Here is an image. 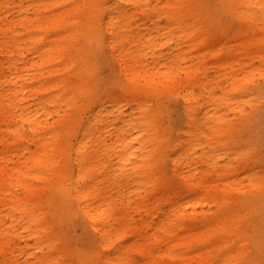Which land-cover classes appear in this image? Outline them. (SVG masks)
<instances>
[{
	"label": "rangeland",
	"instance_id": "1",
	"mask_svg": "<svg viewBox=\"0 0 264 264\" xmlns=\"http://www.w3.org/2000/svg\"><path fill=\"white\" fill-rule=\"evenodd\" d=\"M81 1L0 0V137L5 136L11 144V152H7L0 142V175L12 177L13 181L17 177L20 180L18 185L13 187L8 183L6 189L0 191V220L3 219L0 229L9 223L7 217L13 214L12 230L17 232L10 234L12 230H3L0 235V264H72L79 261L85 252L81 247L84 238L91 236L90 232H84V222L80 220L79 213L70 208V202V205L65 202L60 186L48 187L43 180L35 177L41 171L50 177L52 172L39 163L32 164V159L27 158L40 145V135L30 130L23 117L16 118L26 103H31L32 107L25 109L24 118L33 113L36 102H39L40 112L57 108L53 105L55 101L50 102L49 97L59 90V86L50 87L47 91L44 86L58 79L62 73L47 74L46 69L63 65L71 58L75 59L77 69L73 70L72 84L75 86L80 79L91 82L92 93L89 91L86 97H82L94 101L92 111L102 113L104 124L109 123L111 128L106 142L101 137L95 142L101 144L100 149L104 150L100 151L101 162L94 160L90 170L97 186L108 190L111 197L128 195L132 218L138 221L144 206L135 205V200L143 195L150 196L154 184L152 174L166 176L171 189L179 188L182 192L176 200V211L183 214V223L191 228L185 231L199 232L196 239L185 235V242L193 244L187 252L189 256H195L198 261L199 254L209 252L213 264L222 260L227 264L247 261L257 247L259 226L264 221V155H261V129L258 126V113L264 109V98L259 93L264 85L263 20L243 12L241 4L233 5L230 0H213L215 5L220 6L219 9L203 6L205 0H142V10L121 2L131 10L130 15L115 16L116 29H120V34L115 37L118 42H123L124 47L134 50L132 55L127 56V61L131 62L133 56L140 58L135 65L140 73L134 70V75L128 77L146 84L144 88L147 90L140 98L126 89L133 84L131 81L128 83L125 73L119 71L120 46H111V34L101 27V30L97 29L102 37L100 42L91 39L89 34L94 27L91 29L92 23L88 20L95 12L88 3L84 2V8L76 13L79 21L76 26L80 23L85 25V32L82 31L78 41L80 46L70 38L72 53L69 56L57 54L60 48L52 53L49 61L43 62L48 41L74 27L61 25L54 19L55 15ZM25 8L29 9L23 16L28 14L37 19L31 24L28 18L21 21L20 11ZM98 14L100 23L104 24L107 16L103 10H99ZM10 20L13 22L10 23ZM189 23L192 29L197 28L195 33L183 27ZM11 24L13 29H8ZM26 32H29L27 37ZM147 34L154 40L145 41ZM197 38L200 41L193 43ZM105 52L111 54L107 62V76L104 75L105 65L100 60ZM33 61L35 64L31 63ZM187 65L190 67L187 68ZM156 69H159L158 73L154 72ZM38 72L46 74L36 81ZM16 75H23L30 93L33 92L28 102H21L22 95L16 94L11 85L10 77ZM39 84L43 86L39 88ZM150 84L157 85L156 89ZM186 94L190 95L188 99L184 97ZM145 109L155 110L151 120L160 119L161 131L155 133L150 128L151 120L144 124L146 120L141 118ZM212 109L225 118L221 130L218 134L197 130L196 123L204 116L205 110H209V115ZM53 116L56 117L55 114ZM18 120L25 125L23 130L29 139L11 131ZM122 130L128 138L139 134L142 137L115 155L107 144L115 145L120 140L115 134ZM64 135L68 137L69 130L66 129ZM45 140L51 139L48 137ZM26 145L33 150L28 156L10 158L21 153ZM73 151L67 160L57 157L55 160L57 165L66 164L69 177L75 180L77 172ZM128 152L134 153V157L126 160L130 170L126 174L127 168L118 169L117 166L119 156ZM40 153L47 155L44 150ZM176 157L180 164H174ZM144 158L147 159L146 164L138 167ZM212 163L215 165L212 166ZM133 166L136 169L134 172ZM114 172L116 180L111 177ZM24 173L27 175L23 176ZM128 174L131 176L128 177ZM59 178L58 175L56 179ZM21 181L46 186L44 193L38 200L27 196ZM211 183L214 191L206 192L205 188H209ZM83 185L89 184L86 182ZM14 196L19 199L18 202H15ZM24 203L27 207L32 204L44 207L47 220L41 216L36 222L31 221L32 212L21 211ZM170 206L164 205L161 211L153 214L152 227L165 218L164 212H169ZM220 219H229L231 224L215 226L214 221ZM43 221L54 226L53 233H50V227L45 232L41 229ZM23 226L27 228L21 231ZM139 241L137 235H125L108 253L114 257L122 252L128 264H141L144 259L134 245ZM52 242L56 245L54 249ZM160 249L164 246L155 247L153 251L157 254ZM28 254L31 256L26 262ZM236 258L240 260L235 261Z\"/></svg>",
	"mask_w": 264,
	"mask_h": 264
},
{
	"label": "bare ground",
	"instance_id": "2",
	"mask_svg": "<svg viewBox=\"0 0 264 264\" xmlns=\"http://www.w3.org/2000/svg\"><path fill=\"white\" fill-rule=\"evenodd\" d=\"M70 1V0H69ZM184 2L185 0H179V2ZM85 3H88L89 7H92L95 12L94 16L89 19L91 24V29L93 31L89 34L91 35V39L95 40L97 43L100 42L102 37L98 34V30H101V27L105 28L106 32L111 34L110 44L112 47L119 45L118 50L120 64L119 68L122 73L124 72L125 76L128 78L129 75H134V70L137 71V74L140 73V69L138 70L135 65L138 64L139 59L133 56V59L127 61V56L132 55L134 50L131 47H124L123 42H118L116 40L115 35L120 34V29H116L115 19L120 15L127 16L130 15L131 7H126V5L121 2H125L126 4H130L132 7L141 10L143 9V1L142 0H113V3L118 7L113 8L111 6H106V0L103 5V0H82L77 4H71L68 9L63 10L62 12L55 15L54 19L57 20L61 25L65 26H74L71 27L66 34L59 35L57 38L48 41V51L44 52L45 58L43 62L49 61L52 53L54 51L60 50L57 54H68L72 53V48L69 40L73 38V41L77 45H79L80 35L84 30V24L77 23L78 16L76 15L77 11H80L84 7ZM177 2V0H175ZM233 5L241 4L243 7V12L250 13V15H254V17H260L261 21L263 20L264 24V11L259 7L260 4H264V0H230ZM176 4L175 6H177ZM252 5H256V7H252ZM29 9V8H28ZM28 9L25 8L20 11L21 21L28 18V21L33 22L37 20L36 18H31L23 16L28 13ZM99 10L104 11V15L107 16V20L104 24L100 23L99 20ZM69 17V19H67ZM67 21V23H66ZM13 21L10 20V23ZM24 23V22H23ZM126 26V24L124 25ZM187 26V27H186ZM183 26L185 30H189L190 33H195L197 28L192 29L191 23ZM13 29V24H11L8 29ZM123 28V26H122ZM264 28V27H263ZM96 29V30H95ZM98 29V30H97ZM95 30V31H94ZM123 31H126L123 28ZM26 37L29 35V32H26ZM126 38V35L122 33ZM145 41H153V37H150V34L144 36ZM63 38V39H62ZM34 41L36 38L31 37ZM207 39V37H206ZM129 41V40H128ZM200 41L197 38L193 43H197ZM130 44L134 45L133 42ZM80 46V45H79ZM122 47V48H121ZM116 48V47H115ZM217 50H215V54H217ZM154 53H152L153 56ZM204 60V59H203ZM35 64V62H31ZM76 61L74 58H71L63 65H56L52 68H47L46 72H60L62 73L58 79L52 80L44 86V90L47 91L50 87L59 86V90L54 93L51 97H49L50 102H54L53 105H57V108L53 111L40 112V107L38 106L39 102L35 103V107L33 108V113L29 114L24 118V111L29 110L32 107L31 103H26L24 107H22L21 111L16 115V118L19 119L23 117V121L27 123L28 127L34 134H39V139H41L40 145L36 147V151L32 154V156L27 157L32 161V164H41L44 167H48L51 170V176L48 177L42 173V171L36 174V178L43 180L48 187L52 185H59L60 190L63 195H65V202L70 205V208L73 210V206H75V212L79 213L81 216L80 220L84 222L83 230L85 233L90 232L89 243L94 244L96 247H100L102 252H108L117 247L118 242L120 243L122 238L125 235H137L140 238V241L135 245L136 252L142 256L144 259L141 264H213L214 260L211 259L209 252L205 256L203 254H199V260L196 261L195 256H189L187 253L189 248L193 246V244H187L185 242V235H190L193 239H196L199 232L192 233L191 231H185L186 229L191 230L189 226H185L183 223L184 216L178 210L176 211V200L180 197L181 190L179 188H172L169 186V180L164 177H158L156 174H152V178L154 180V184L152 183V190L150 191V196L139 197L135 200V205L138 203L142 208L143 215L139 217L138 221H135L131 215V199L128 195L125 197H111L109 195V191L103 187H98L97 183H95L94 178L92 177L90 170L92 167V163L94 160L101 162L100 151L101 144L97 145L95 142L97 138L101 137L106 142L107 137L111 135V128H109L110 124H104L105 120H103V114L97 112H93V102L89 101L86 98V95L90 91L92 93L93 87L91 86V82L83 81L80 78V82H78L75 86L72 84L71 78L73 77V70H77L75 68ZM186 66V65H185ZM190 66L187 65V68ZM155 73L159 72V69L154 71ZM163 73V71H160ZM46 73L38 72L35 75L36 81L42 79V76ZM145 74V73H143ZM137 76V75H136ZM134 80V81H133ZM27 79L23 75H16L10 77V82L16 94H21L22 99L21 102H28L30 96L33 94L30 93L31 89L28 88V84L26 83ZM132 82V86H127V91L130 93H135L138 97L141 98L144 91L147 89L144 88L146 84H140L137 80L132 77L128 78V83ZM153 89H156L157 85L150 84ZM43 85L39 84V88ZM239 88V87H238ZM236 88V89H238ZM28 92L30 94H28ZM81 93V95L79 94ZM38 97V95H35ZM83 96V97H82ZM36 97H33L34 99ZM186 99L190 97L189 94L184 95ZM210 99L211 96L209 95ZM142 100V99H141ZM225 100V98H223ZM225 102V101H224ZM145 104V102H144ZM61 106H63L61 108ZM201 106V105H200ZM145 108V106H144ZM152 108V107H151ZM145 114L142 116V120L146 121L144 124L149 123L152 119V116L156 113L155 110L145 109ZM44 113L45 116L42 117ZM209 110H205L204 116L201 117L196 123L197 130L204 132L210 131L211 133L218 134L219 129L221 130V124L225 120L221 115H217L215 109H212V112L208 115ZM53 114L56 115L54 118ZM75 117L74 120H72ZM156 118V116H155ZM40 120V121H38ZM20 120L16 121L13 125L12 132L15 131L21 138H27L28 136L24 133V126L19 123ZM122 121H127L123 119ZM150 128L153 131L159 132L162 128V122L160 119L156 118L154 121H150ZM69 126V127H68ZM69 130V136L66 137L62 130ZM125 130L118 131L116 138L120 139L118 142L113 145L107 144V147L113 151L115 155L118 152L125 149L126 146L131 144L133 141H138L142 134H139L135 137H127ZM120 134V135H119ZM119 135V136H118ZM50 137V141L45 140ZM160 136L159 138H161ZM135 138V139H134ZM29 139V137L27 138ZM88 141H91V144H88ZM0 142L2 143L4 150L7 152H11V144H8L7 138L5 136L0 137ZM74 149L75 155L73 157L74 163L76 165V179L72 180L69 177L68 167L67 165H57L55 157L62 158L63 160H67L69 157V153ZM47 151L46 154H41L40 151ZM85 150V151H84ZM141 150V148H138ZM21 153H17L11 155V159L15 156H28L33 150L28 146H24L21 150ZM104 151V150H102ZM132 152H128L125 155H120L118 159V169H126V174L130 173L128 169L126 160H131L134 155ZM50 155V156H48ZM103 155V152H102ZM122 156V158H120ZM174 164H180L179 158L176 157L173 159ZM147 162V159H143V162H140L138 167L144 166ZM178 162V163H177ZM136 165V164H135ZM215 163H212L214 166ZM149 166V165H147ZM137 167V165H136ZM133 172L136 170L133 166ZM131 170V171H132ZM122 171V170H121ZM27 173H24L23 176H26ZM59 175V180H57V176ZM111 176L113 180H116L115 172ZM131 175L128 174V177ZM12 177L4 178L0 175V191L5 190L7 184H13V187L18 185L20 181L19 178H15V181ZM88 182L87 185H83ZM24 188H26L27 196H33L40 198V195L44 193L46 186H34L29 182L21 181L20 183ZM200 184V183H199ZM162 186L164 188H162ZM196 191L198 188H194ZM206 192L214 191V186L212 183L209 188H205ZM15 202L19 201L16 196ZM0 200L1 197H0ZM70 202V204H69ZM142 203H145L144 205ZM171 205L169 212H164L166 214L165 218H161L158 223H156L155 227H152V216L154 213H157L162 210V206ZM22 212H32L30 216V220L36 222L41 216H45L44 220H47V214L44 207H38L36 204H32V206L27 207L26 203L21 208ZM163 214V213H161ZM163 214V216L165 215ZM178 214V215H177ZM15 218L13 214H10L7 217V222H9L5 227L0 229V235L4 231H10L13 229V222ZM3 219L0 220L2 222ZM5 224V222H4ZM3 224V225H4ZM215 226L217 224H221V226L230 225L229 219H220L219 221H214ZM50 227V233H53L55 228L48 221H43L41 224V229L46 231V228ZM27 227H21V231L25 230ZM89 229V230H88ZM4 230V231H3ZM151 230V232H148ZM9 233V232H7ZM16 231H10V234H15ZM162 234V235H161ZM164 246V249H160L157 254L154 253L153 249L156 247L158 249L160 246ZM52 249L56 247L51 243ZM31 254L27 255L26 262H28V258ZM122 252L115 254L114 257H108V260L112 262V264H128L125 262ZM240 260V258H236L235 261ZM136 264V263H135ZM219 264H227L224 260H222Z\"/></svg>",
	"mask_w": 264,
	"mask_h": 264
},
{
	"label": "snow or ice",
	"instance_id": "3",
	"mask_svg": "<svg viewBox=\"0 0 264 264\" xmlns=\"http://www.w3.org/2000/svg\"><path fill=\"white\" fill-rule=\"evenodd\" d=\"M106 6H111L117 10L119 7L113 3V0H106ZM203 6L208 8L216 7L218 9L220 7L215 5L213 0H205V4ZM252 7L254 8L256 5H252ZM259 7L262 11H264V4H260ZM110 57L111 54L105 52V54L100 58L101 63L105 65V76H107V62L110 60ZM259 93L261 97L264 98V85H262L259 89ZM249 95H251V93ZM258 117V126L261 129V155H264V109H261V111L258 113ZM73 210L75 211V206H73ZM256 244L257 247L254 250L253 255L250 256L247 261L242 262V264H264V221H262L259 226V239ZM81 247L85 249V252L82 253L81 259L79 261H73L72 264H112V262L108 260V257L112 254L108 252H102L100 248L96 247L94 244H90L88 236L84 238V242ZM257 252L258 256L256 255ZM116 264H119V262H116ZM217 264H219V262H217Z\"/></svg>",
	"mask_w": 264,
	"mask_h": 264
}]
</instances>
